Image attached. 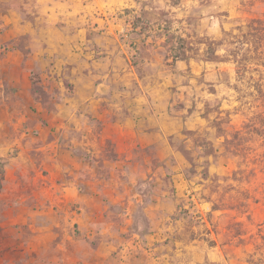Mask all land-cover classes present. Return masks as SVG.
<instances>
[{
  "label": "rangeland",
  "instance_id": "rangeland-1",
  "mask_svg": "<svg viewBox=\"0 0 264 264\" xmlns=\"http://www.w3.org/2000/svg\"><path fill=\"white\" fill-rule=\"evenodd\" d=\"M255 18L264 0H0V264H264Z\"/></svg>",
  "mask_w": 264,
  "mask_h": 264
},
{
  "label": "trees",
  "instance_id": "trees-1",
  "mask_svg": "<svg viewBox=\"0 0 264 264\" xmlns=\"http://www.w3.org/2000/svg\"><path fill=\"white\" fill-rule=\"evenodd\" d=\"M242 36L247 38L249 41L250 39H253L257 44V47L255 48V52L258 54V56L248 57L246 58V62L250 63V61L256 60L257 65L263 68L262 74L264 76V19H260V18L252 19L250 23L247 25L246 30L242 34ZM249 51L250 50L248 49L247 52ZM178 57L179 56H177V58ZM236 61L239 64L237 69L238 80H241L244 76V73L246 72L247 65H244L242 60L241 61L236 60ZM243 61H245V58L243 59ZM255 71L257 70L255 69ZM259 92L261 93L262 95L261 98L264 102V88L259 89ZM235 138L236 139L239 138L238 134L235 136Z\"/></svg>",
  "mask_w": 264,
  "mask_h": 264
},
{
  "label": "clouds",
  "instance_id": "clouds-1",
  "mask_svg": "<svg viewBox=\"0 0 264 264\" xmlns=\"http://www.w3.org/2000/svg\"><path fill=\"white\" fill-rule=\"evenodd\" d=\"M47 11H51L50 9H47V7L45 8V12H47Z\"/></svg>",
  "mask_w": 264,
  "mask_h": 264
}]
</instances>
